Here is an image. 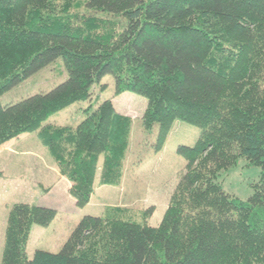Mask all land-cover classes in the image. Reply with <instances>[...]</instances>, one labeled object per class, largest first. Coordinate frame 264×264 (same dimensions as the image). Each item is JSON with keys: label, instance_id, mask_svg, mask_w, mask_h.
I'll return each mask as SVG.
<instances>
[{"label": "trees", "instance_id": "obj_1", "mask_svg": "<svg viewBox=\"0 0 264 264\" xmlns=\"http://www.w3.org/2000/svg\"><path fill=\"white\" fill-rule=\"evenodd\" d=\"M58 58L67 79L52 90L0 104V147L37 133L78 208L102 186L119 187L132 121L111 100L75 126L43 123L78 102L107 75L114 96L144 97L154 151L175 122L200 129L157 227L121 207L84 216L60 251L25 247L54 209L13 204L0 264H264V0H0V98ZM239 158L260 169L246 201L219 174Z\"/></svg>", "mask_w": 264, "mask_h": 264}, {"label": "rangeland", "instance_id": "obj_2", "mask_svg": "<svg viewBox=\"0 0 264 264\" xmlns=\"http://www.w3.org/2000/svg\"><path fill=\"white\" fill-rule=\"evenodd\" d=\"M66 79L67 72L62 58H58L3 94L0 104H13L28 96L48 92ZM91 94V101L74 103L50 116L43 125L75 126L84 119L89 106L93 111L106 100L115 103L117 111L129 115L132 121L121 185L103 186L107 187L104 190L108 197L106 201L96 202L98 197L104 195L102 191L97 192L92 202L83 208L72 206L65 196L47 192L50 186L44 180L53 177L55 163L41 145L36 132L22 134L6 142L0 147V263L6 216L14 203L50 207L57 212L49 226L32 227L25 247L28 259L38 250L58 253L79 220L86 215L101 216L108 206L125 209L124 217L137 222H141L143 211L152 208V214L146 222L152 227H157L161 222L170 196L186 165L185 158L178 154L177 149L179 146L194 147L200 136V129L175 122L162 149L156 152L154 144L158 126L147 131L141 121L147 106L144 97L130 92L114 96V83L109 75L92 86ZM2 147H13V151L1 149ZM259 178L260 169L248 166L246 160L239 158L236 165L219 174L217 183L227 194L246 201L253 193L252 185ZM100 204L106 207L103 208Z\"/></svg>", "mask_w": 264, "mask_h": 264}, {"label": "crops", "instance_id": "obj_3", "mask_svg": "<svg viewBox=\"0 0 264 264\" xmlns=\"http://www.w3.org/2000/svg\"><path fill=\"white\" fill-rule=\"evenodd\" d=\"M113 105H114V108H115V110L117 111V106L115 105V103H113ZM120 110V109H119ZM118 112V111H117ZM119 114H121V115H124V116H127V117H130L129 115H127V114H125V113H120V112H118ZM1 149H4V150H10V151H13V147H7V148H5V147H2ZM37 156V155H36ZM52 178H53V180H54V182L52 183V178H49V179H45L44 181L45 182H47V183H45V184H49V188H48V190H47V192L49 193V194H52V193H57V195H61V196H65L66 198H68L69 199V201H71V205L73 206H76L75 205V200L72 198L71 199V195H70V189H71V187H72V185H71V183L66 179V178H64L63 176H61L60 174H59V172H58V170L56 169V167H54V169H52ZM52 180V181H51ZM39 182V181H38ZM38 182H36V184H37V186L39 187V183ZM52 184V185H51ZM110 187H113V186H110ZM106 188L107 187H103L102 185H100L99 184V176L97 175V177H96V180H95V183H94V193H93V195L91 196V199H90V202H89V204L92 202V200H93V196H96V193L97 192H104L103 194V196L102 197H98L97 198V201L96 202H101V201H106V199L108 198V197H106V191H104V190H106ZM44 191V190H43ZM42 195V194H41ZM15 204V203H14ZM13 205V204H12ZM100 206H102L103 208L104 207H106V206H104V204H100ZM109 207H111V206H108V208ZM168 207V206H167ZM48 208V207H47ZM50 208V207H49ZM76 208V207H75ZM51 209H53V208H51ZM167 209V208H166ZM166 209H165V211H166ZM105 211V210H104ZM104 211H102V214L104 213ZM75 212V211H74ZM8 213V212H7ZM76 213H77V211H76ZM101 214V215H102ZM86 216H93V215H86ZM95 217H97V216H95ZM6 220H7V216H6ZM80 221V220H79ZM5 226H6V221H5ZM5 226H4V231H5ZM70 235V234H69ZM3 241H4V235H3Z\"/></svg>", "mask_w": 264, "mask_h": 264}]
</instances>
